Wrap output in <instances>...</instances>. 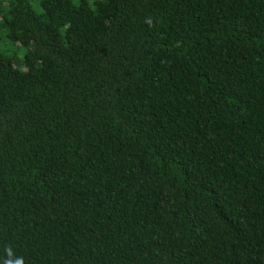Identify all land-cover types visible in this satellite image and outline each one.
<instances>
[{"label": "trees", "instance_id": "1", "mask_svg": "<svg viewBox=\"0 0 264 264\" xmlns=\"http://www.w3.org/2000/svg\"><path fill=\"white\" fill-rule=\"evenodd\" d=\"M264 264V0H0V264Z\"/></svg>", "mask_w": 264, "mask_h": 264}, {"label": "rangeland", "instance_id": "2", "mask_svg": "<svg viewBox=\"0 0 264 264\" xmlns=\"http://www.w3.org/2000/svg\"><path fill=\"white\" fill-rule=\"evenodd\" d=\"M93 0H88V2H92Z\"/></svg>", "mask_w": 264, "mask_h": 264}, {"label": "clouds", "instance_id": "3", "mask_svg": "<svg viewBox=\"0 0 264 264\" xmlns=\"http://www.w3.org/2000/svg\"><path fill=\"white\" fill-rule=\"evenodd\" d=\"M17 264H20V262H19V261H17Z\"/></svg>", "mask_w": 264, "mask_h": 264}]
</instances>
